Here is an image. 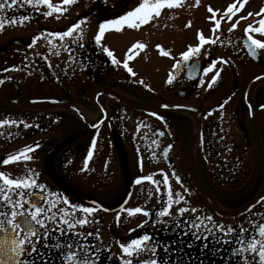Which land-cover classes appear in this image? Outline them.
Instances as JSON below:
<instances>
[{
	"label": "flooded vegetation",
	"instance_id": "obj_1",
	"mask_svg": "<svg viewBox=\"0 0 264 264\" xmlns=\"http://www.w3.org/2000/svg\"><path fill=\"white\" fill-rule=\"evenodd\" d=\"M127 11L129 4L122 0L114 4L86 1L81 15L87 18L88 28L79 41L83 47L71 40L67 50L61 48L59 58L49 59L52 67L48 61L41 65L43 79L34 82L30 77L33 66H29L23 76L13 73L7 76L11 77L9 80L1 75L5 62L0 61V79L5 80L0 85V118L18 121L17 125L0 127V160L25 146L35 149L29 153L33 160L0 165V171L16 176L25 167H31L39 173L38 183L62 193L70 201L85 206L95 202L98 211L93 214V223L85 225L82 231L93 232L88 241L101 248L96 264H119L121 250L117 241H130L144 231L154 233L156 239L173 249L168 254L169 264H242V257L231 251L237 247L235 242L221 245L209 236L208 247L202 248L204 241L195 240L191 233L181 237L179 229L173 232L151 222L146 228H137L148 219L143 214L128 217L123 213L119 223L116 216L122 207L144 206L146 202L148 208L158 209L162 199L167 198L166 186L161 185V191L156 193L151 182L137 185L135 181L149 174L162 179L163 170L170 177L173 192H180L187 205L198 209L192 216H212L221 224L245 227L249 219L261 218L264 201H257L264 196V50L259 58H253L244 40L247 25L259 27L264 13L255 19L253 15L245 16L247 19L239 20L232 31L229 29L236 20H222L215 34L211 31L206 35L219 39L201 47V55L194 58L201 70L191 75L193 61L173 68L188 47L155 46L146 58L161 62L154 66L155 73L149 81L144 83L142 78L141 83L134 80L138 75L130 73L124 62L135 73L136 64H144L139 56L145 51L112 47L110 50L120 61L114 64L101 44L96 43V34L91 30L92 26ZM34 12L29 6L18 5L4 10L8 17H32ZM11 25L6 24L4 31L21 24ZM252 35L264 38L257 33ZM2 42L5 45L0 47L11 43L5 37ZM213 61L216 67L205 75L203 67ZM217 71L220 76L209 88L208 83ZM170 74L175 77L172 84L167 83ZM34 88L41 91L33 93ZM44 100L57 103L49 105ZM145 105L185 109H146ZM153 112L157 115L152 116ZM25 123L30 127H25ZM157 130L164 135L160 136ZM9 133L15 135L10 137ZM93 139L97 141L96 149L88 169L81 171ZM165 148L167 156L163 155ZM173 173L181 178L179 183ZM149 188L153 189L150 200ZM172 211L175 213L176 206ZM97 229L99 239L95 236ZM129 229L136 231L129 234ZM160 253L164 255L162 250ZM53 261L60 264L58 257H53Z\"/></svg>",
	"mask_w": 264,
	"mask_h": 264
},
{
	"label": "snow or ice",
	"instance_id": "obj_2",
	"mask_svg": "<svg viewBox=\"0 0 264 264\" xmlns=\"http://www.w3.org/2000/svg\"><path fill=\"white\" fill-rule=\"evenodd\" d=\"M61 2L63 5H71L76 0H61ZM196 2L199 4L200 0H196ZM244 2L246 0H235L233 4L227 7L224 15L219 19H216L214 10L209 6L208 11L213 13L209 19L215 21L212 29L214 34L220 29L221 20L231 21L233 16L244 7ZM182 3L183 0H141L132 10L100 23L98 34L95 35L94 39L97 44H101L106 31H121L125 26L138 29L151 20L160 17L164 9H172L181 6ZM17 5L20 8L31 6L37 12L40 11L41 6H46L47 11L42 13L46 17L52 16L53 13L63 15L67 11V8H63L61 4H54L53 0H0V31L4 30L6 24L15 25L19 22L23 25L31 19L26 14H21L19 17L16 15L8 17L4 14L6 8L12 9ZM261 13H264V9H261ZM261 13H256V15H261ZM252 15L253 13H248V16ZM242 19H247V17H239L231 24L229 31L234 30L239 20ZM86 20L87 18L78 21L65 31H53L37 35L33 37L28 47H34L41 36L45 39L49 52L54 56L60 55V48L68 49L66 38H73L72 43L83 47L79 41L82 39V25ZM258 24L259 27H254L250 23L245 29L246 39L244 44L253 58H259L261 50H264V39L256 38L252 35V33H257L264 36V18L260 19ZM57 38L63 42L59 46L53 43V40ZM218 39V36L216 39H212L211 37H205L202 31L199 32V44L188 46L187 50L181 53L182 60L176 61L173 68H179L181 64L193 61L189 68V75L200 71V66L195 62L194 58L201 55V47L203 45L207 43L215 44ZM101 47L102 51L112 59L114 64L120 63L109 47L105 45H101ZM144 47L145 45L142 43L133 45V48L143 49ZM157 47L160 46L158 45ZM164 54L168 55L169 53ZM36 55L39 56L40 53H36ZM42 59L48 61V66L52 67L48 56L45 55ZM224 62L227 63V61ZM124 67L135 75L126 61L124 62ZM215 67L216 61H213L207 67H203L202 71L207 75ZM13 70L19 69L14 66ZM219 76L220 72L217 71L208 83L209 88L213 86ZM7 79L10 80L11 77H7ZM174 79L175 77L170 74L167 83L172 84ZM256 79L261 78L257 77ZM4 82V79H0V85ZM140 82L143 83V81ZM200 83L203 84L204 81L201 79ZM151 115L156 116L157 113L153 112ZM160 119H163V117H160ZM17 123V120L11 118H0V127L17 125ZM19 123H23V121H19ZM24 126L30 127L26 123ZM140 126L138 125V129ZM143 126L151 128L147 124H143ZM13 135L15 134L9 133L10 137ZM159 135L163 136L164 133L159 131ZM153 143L157 142L153 141ZM96 145L97 141L93 139L81 171L88 169L89 161L93 157ZM36 147H39L38 143ZM34 150L32 146H25L18 152L8 154L6 158L0 160V165L31 161L34 156L29 155V153ZM163 155H168V148H165ZM153 156H155L154 153ZM160 173L162 174V179H154V176L149 174L138 177L135 183L141 185L145 181L151 182L155 186L156 193L161 191V185L166 186L167 198L158 197V199H162V205L158 209L148 208L147 202L144 206L122 207L121 212L116 216L117 223L120 222V217L123 213H126L128 217L143 214L148 219L141 221L137 228H146L151 222L153 226L157 224L163 225L165 230L175 232L179 229L181 237H187L191 233L195 240L204 241L202 248L208 247L209 236L212 237L215 243L221 245L235 242L237 247L232 248L231 251L235 256L242 257V264H264V213L259 214L261 217L259 220L249 219L247 227L243 224L236 226L231 224L224 225L213 220L212 216H192L191 214L197 213L198 209L187 205L185 197L180 192H173L168 174L164 173L163 170H160ZM173 176L179 183L181 178L175 173H173ZM38 177L39 173L31 167H25L21 174L16 176L6 171H0V264H54L53 257H58L60 264H96L101 248L99 245H93L88 241V237L94 235L93 232L85 234L82 231L85 225L93 223V214L98 211L94 206L95 202H93V206L74 203L62 193L51 190L44 183H38ZM141 191L143 192V189ZM152 196L153 189L149 188L147 190V198L150 200ZM260 201H264V196L260 197L257 203ZM174 206H176L175 213L172 211ZM255 206L253 204L251 207L254 208ZM249 211H251V208ZM183 217L187 218L181 219ZM96 222L98 223V221ZM209 224H211V227H209ZM168 225H172V228L168 229ZM217 230H219V235ZM134 231L136 229H129V234ZM95 236L99 239V229L96 230ZM117 244L121 250L117 257L119 264H169L170 258L168 254L173 250L165 242L156 239L154 233L148 231H144L127 242L117 241ZM191 246V242H189L188 247ZM160 250L163 251V256H161Z\"/></svg>",
	"mask_w": 264,
	"mask_h": 264
},
{
	"label": "rangeland",
	"instance_id": "obj_3",
	"mask_svg": "<svg viewBox=\"0 0 264 264\" xmlns=\"http://www.w3.org/2000/svg\"><path fill=\"white\" fill-rule=\"evenodd\" d=\"M86 1L89 0H76V2L71 5H63L61 0H53L54 4H61L63 8H67V11H65L63 15L53 13L52 16L46 17L42 13L47 11V7L41 6L40 11H35L31 19L26 21L23 25L13 28L8 32H5V29L0 31L1 46L5 45L2 42V37L9 38L11 41L9 46L0 47V61L5 62L1 71L2 77H7L13 73H15L17 77L23 76L27 68L33 66L30 71V77L34 82L37 81L38 78L41 77V70H39V68L46 62L42 57L46 55L51 60L54 55L49 52L43 36L36 42L34 47L29 48L28 45L32 42L33 37L37 35L53 31H65L71 25L84 19L81 13L85 9ZM94 1L97 3L104 2L106 4H114L120 0H92V2ZM122 1L129 4V11L141 2V0ZM234 2L235 0H200L199 4H197L196 0H183L181 6L172 9H164L160 17L151 20L138 29L125 26L121 31H106L105 36L101 40V45H105L109 48L117 47L118 49L138 50L133 48V45H136V43L144 44L145 47L142 49V52L145 51V53L139 56L140 62L144 64H136L138 67L135 74L138 76L134 78V80L139 82L143 78L145 79L144 83H147L150 76L155 73L152 71L154 66H156L158 62H161L160 60L155 61L154 59L146 58L149 52L154 51L155 46L168 47L170 45L176 48H183L198 45V33L202 31L205 37L206 35H210L215 24L214 20L209 19V17L213 15V13L208 11L209 6L214 10L216 19H219L224 15L227 7ZM29 7L33 9L31 6ZM261 9H264V0H246V2H244V7L233 16L231 21L237 20L241 16H247L250 11H253L254 19L258 18L260 15H256V13H261ZM58 16L59 18H57ZM82 28L83 31L88 28V20L82 25ZM98 28L99 26L96 24L91 27V30L94 34H98ZM72 39L73 38H66L67 43ZM261 39L264 38L261 37ZM53 43L59 46L63 42L59 41L57 38L53 40ZM61 51L60 48V52ZM36 53H40V55L38 56ZM57 58H59V56H57ZM14 66L19 70H13ZM161 70L164 72L166 71V69ZM40 91V88H34L33 93ZM49 109L51 110L52 108Z\"/></svg>",
	"mask_w": 264,
	"mask_h": 264
},
{
	"label": "water",
	"instance_id": "obj_4",
	"mask_svg": "<svg viewBox=\"0 0 264 264\" xmlns=\"http://www.w3.org/2000/svg\"><path fill=\"white\" fill-rule=\"evenodd\" d=\"M246 47V46H245ZM246 50H247V52H248V49L246 48ZM248 54L250 55V53L248 52ZM251 56V55H250ZM33 102H41V101H39V100H34ZM44 102V101H43ZM46 102H49V101H46ZM152 107H158V108H177V109H179L180 107H173V106H167V107H165V105H156V106H148V105H146V106H144V108H146V109H149V108H152Z\"/></svg>",
	"mask_w": 264,
	"mask_h": 264
}]
</instances>
